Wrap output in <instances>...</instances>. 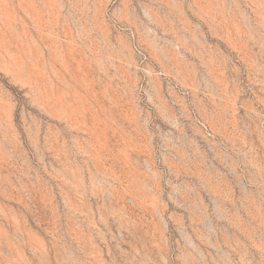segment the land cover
Here are the masks:
<instances>
[{
  "label": "rangeland",
  "instance_id": "1",
  "mask_svg": "<svg viewBox=\"0 0 264 264\" xmlns=\"http://www.w3.org/2000/svg\"><path fill=\"white\" fill-rule=\"evenodd\" d=\"M0 264H264V0H0Z\"/></svg>",
  "mask_w": 264,
  "mask_h": 264
}]
</instances>
